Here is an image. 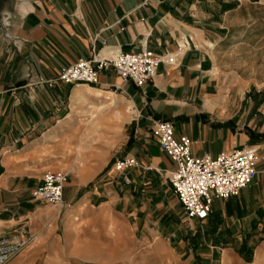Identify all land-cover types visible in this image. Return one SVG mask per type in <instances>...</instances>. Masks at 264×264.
Wrapping results in <instances>:
<instances>
[{
  "label": "crops",
  "instance_id": "1",
  "mask_svg": "<svg viewBox=\"0 0 264 264\" xmlns=\"http://www.w3.org/2000/svg\"><path fill=\"white\" fill-rule=\"evenodd\" d=\"M230 1L237 3L16 0L7 25L0 26V236L21 227L31 232L35 240L24 264H119L114 260L118 236L102 241L108 229L117 234L123 228L132 239L178 237L186 217L169 180L176 165L153 138V121L173 123L177 137L193 141L196 157L244 147L258 150L255 181L239 197L215 200L204 223L216 238L214 249L261 233L264 237V85L241 76L238 84L227 82L233 73L217 69L221 45L230 43L231 29L247 25L215 20L247 12V0H237L236 8L225 11ZM143 47L177 61L162 63L156 79L143 88L125 83L113 69L100 73L99 86L46 84L79 59L112 58ZM90 91L122 96L136 115L127 125L125 148L114 154L111 168H98L97 184H80L71 192L73 182L66 185L70 212L84 214L87 202L98 207V214H88L98 221V244L81 239L70 252L64 249L70 233L60 234L70 219L66 206L36 201L32 190L54 166L47 161L49 150L72 123L71 111L95 108L90 103L98 97ZM127 157L137 159L139 166L115 172L114 163ZM72 253L85 260L72 259ZM96 256L98 262L91 259Z\"/></svg>",
  "mask_w": 264,
  "mask_h": 264
},
{
  "label": "rangeland",
  "instance_id": "2",
  "mask_svg": "<svg viewBox=\"0 0 264 264\" xmlns=\"http://www.w3.org/2000/svg\"><path fill=\"white\" fill-rule=\"evenodd\" d=\"M236 2L238 3L237 0ZM260 2L261 0H247V12L240 15L232 14L228 20L226 19L228 17L223 19V15L215 17V20L228 22V25L231 26L234 24L229 23L230 21L247 24L231 29L228 38L230 43L221 45L222 53L217 69L233 73L227 82L234 81L235 84H238L242 80L238 76H241L247 82L264 85V5L258 6ZM237 3L230 1L224 10L236 8ZM255 5L259 10H255ZM8 6L11 5L6 0H0V13ZM260 12L262 14H257ZM260 20L261 23H259ZM168 56L170 55L162 57L165 59ZM166 62L170 65L177 63V61L170 63L169 60ZM252 92L253 90L250 94ZM90 94L94 95L93 91ZM102 94L103 96L100 98L92 96L90 106L95 108L91 109L85 106L82 111H78L76 107L71 111L72 123L66 126L64 135L55 137L54 147L49 150L51 158L47 161H52L54 166L49 168L44 176L49 172H68V182H73L68 189L70 192L80 184L91 183L93 187L98 182V168L102 169L105 166H107V170L111 168L114 154L122 152L125 148L127 125L136 115L132 104L120 95H116L119 105L117 108L99 111V106L109 107L113 101V97L109 93ZM107 98H110V101ZM118 113L123 114L122 121L116 119ZM93 115H97V119H92ZM70 137L69 144L66 139L69 140ZM80 139H82L81 142ZM80 148L83 153L87 154L85 159H79L77 162L75 156H68L70 151H77ZM85 205L82 208L84 214L76 213L73 210L70 212L71 207L65 205L64 209L70 213H66L67 219L69 216L70 219L66 227L60 228V234L71 233L68 237L66 236L64 241L66 251H73L81 239L98 244V221L91 220L88 215L98 214V207L91 206L89 202ZM207 225V223L191 221L186 218L183 226L177 232V238L165 236L132 239L123 228H120L117 234L116 231L108 229V232L103 233L102 241L107 242L110 235L118 236L119 253L115 255L114 260L119 264H264L263 233L247 241L244 238L237 239L231 245L214 249L212 241H217L215 236L210 234L211 231L208 232ZM68 229L72 231L69 232ZM28 250L9 264H24V255ZM77 255L72 253L71 258L78 261L85 260L81 254ZM92 255L96 254L92 252ZM91 259L98 262V256Z\"/></svg>",
  "mask_w": 264,
  "mask_h": 264
},
{
  "label": "built area",
  "instance_id": "3",
  "mask_svg": "<svg viewBox=\"0 0 264 264\" xmlns=\"http://www.w3.org/2000/svg\"><path fill=\"white\" fill-rule=\"evenodd\" d=\"M171 57L164 59L143 47L138 53H117L112 58L79 59L76 63L61 68L58 78L47 81L46 84L53 87L56 81H60L73 86H99L100 73L113 69L125 83L130 82L137 88H143L156 79L162 63L176 61V58ZM151 133L160 151L169 156L176 165L169 180L185 217L191 221H207L215 200L239 197L258 175L257 163L260 155L254 147L232 149L215 157H196L192 150L193 141L186 136L177 137L173 123L153 121ZM137 166V159L127 157L117 161L113 170L121 173ZM68 180V172L47 173L42 183L32 190L33 199L57 208L63 207ZM34 240L35 237L25 227L12 234L0 236V264L11 263Z\"/></svg>",
  "mask_w": 264,
  "mask_h": 264
},
{
  "label": "bare ground",
  "instance_id": "4",
  "mask_svg": "<svg viewBox=\"0 0 264 264\" xmlns=\"http://www.w3.org/2000/svg\"><path fill=\"white\" fill-rule=\"evenodd\" d=\"M94 93H95V95L98 97V98H100V97H102L103 96V94H102V92H100V91H94ZM110 95H112V97H113V101H112V103H111V105L108 107V106H99L98 107V110L99 111H103V110H110V109H115V108H117L119 105H118V103H117V99H116V94H114V93H109ZM110 98H107V100H109ZM110 101V100H109ZM119 114V113H118ZM117 114V116H116V119L117 120H121L122 121V115L123 114H119L118 115ZM92 119H97V115H93V118ZM69 121V120H68ZM110 122H112V123H114L112 120H110ZM109 122V123H110ZM72 152H74L73 154H72ZM70 156L72 157V156H75L76 158H77V162L79 161V159H85L86 157H87V154L86 153H83V151H82V149L80 148L79 150H77V151H70ZM76 160V159H75ZM76 162V163H77ZM81 162H83V161H81ZM71 234V233H70ZM68 236V235H67ZM260 257V256H259ZM225 263V262H224Z\"/></svg>",
  "mask_w": 264,
  "mask_h": 264
},
{
  "label": "water",
  "instance_id": "5",
  "mask_svg": "<svg viewBox=\"0 0 264 264\" xmlns=\"http://www.w3.org/2000/svg\"><path fill=\"white\" fill-rule=\"evenodd\" d=\"M6 2L9 3V5L11 6H8V8L6 7L2 13H0V26H5L7 25V15L8 13L14 8L15 6V3H16V0H6ZM13 4V5H12ZM3 16V17H1Z\"/></svg>",
  "mask_w": 264,
  "mask_h": 264
}]
</instances>
